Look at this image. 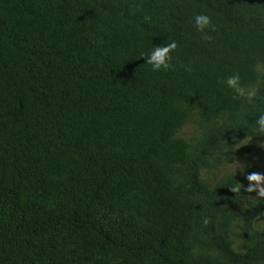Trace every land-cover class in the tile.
Returning <instances> with one entry per match:
<instances>
[{
  "label": "trees",
  "instance_id": "1",
  "mask_svg": "<svg viewBox=\"0 0 264 264\" xmlns=\"http://www.w3.org/2000/svg\"><path fill=\"white\" fill-rule=\"evenodd\" d=\"M261 115L264 0H0V264H264Z\"/></svg>",
  "mask_w": 264,
  "mask_h": 264
},
{
  "label": "clouds",
  "instance_id": "2",
  "mask_svg": "<svg viewBox=\"0 0 264 264\" xmlns=\"http://www.w3.org/2000/svg\"><path fill=\"white\" fill-rule=\"evenodd\" d=\"M194 19L198 31L203 33L205 28L210 27V19L206 15L199 14L196 15ZM176 47L177 44L174 41L169 42L165 46L155 47L145 58L146 63L152 66L153 71L168 69L170 67L169 61L171 60L170 53L175 50ZM227 85L229 88L233 89L237 95L241 97L247 96L249 100H251L256 94L254 90H246L240 85V77L238 74L229 77L227 79ZM256 124L258 126V133L264 134V115H261L256 120ZM246 179L249 182L247 187L237 183V185L230 190L233 193H239L243 186L246 193H256L258 198H264V174L252 172L251 174L246 175Z\"/></svg>",
  "mask_w": 264,
  "mask_h": 264
}]
</instances>
